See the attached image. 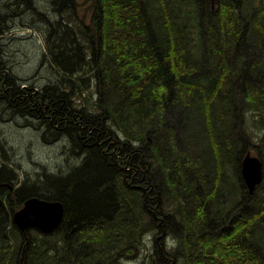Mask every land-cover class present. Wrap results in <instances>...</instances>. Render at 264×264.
I'll return each mask as SVG.
<instances>
[{
    "label": "trees",
    "instance_id": "obj_1",
    "mask_svg": "<svg viewBox=\"0 0 264 264\" xmlns=\"http://www.w3.org/2000/svg\"><path fill=\"white\" fill-rule=\"evenodd\" d=\"M90 1L89 18L75 0L40 17L58 87H21L0 54L2 109L64 146L63 167L37 177L44 192L7 188L0 159V264H114L160 226L177 245L156 264H264V0ZM247 151L263 165L251 194ZM30 197L63 203L52 233L12 223Z\"/></svg>",
    "mask_w": 264,
    "mask_h": 264
},
{
    "label": "rangeland",
    "instance_id": "obj_2",
    "mask_svg": "<svg viewBox=\"0 0 264 264\" xmlns=\"http://www.w3.org/2000/svg\"><path fill=\"white\" fill-rule=\"evenodd\" d=\"M28 1L34 6L22 15H16L17 12L13 9L18 8V6L14 4L13 0H0V22L4 29V32L0 34V54L8 69H5L6 73L18 79L17 82L21 87L32 86V89H42L47 84L58 87L62 80L60 72L52 65L48 55L42 59V55L46 53L47 39L43 34L45 25L40 17L47 14L48 16L45 17L49 20L60 19L55 9L58 8L61 0ZM75 1L78 15L89 18V14L85 13L91 9V1ZM21 5L24 6V4ZM62 21L64 20L62 19ZM84 90L79 99L86 102L85 96H90L94 91L91 81ZM75 98L78 100V96ZM87 108L89 109L90 105ZM8 111L9 109L4 111L2 105L0 106V159L7 158L5 161L9 162L10 167L8 171L12 173L10 176L15 180V186H13L9 180L10 177L5 175L3 178L7 180L4 181L6 187L10 189L12 187L13 191L15 187H20L23 183L30 181L31 185L34 186V191L44 192L46 190L41 188L42 184L37 182V177L48 172L55 173L63 167L64 154L62 152L64 146L61 147L62 139L51 141L48 140L49 137L45 140L39 130L42 127H39V122L36 119H31L30 116L26 122L25 117L18 118ZM248 118L249 120L252 119L251 116ZM47 135L49 134H45V136ZM159 196L160 201L157 197L150 195L148 203L151 217L154 218H161L163 215L164 201L162 198L164 197V190L160 192ZM159 228L160 230L156 227L152 234L144 239L146 244L142 243L140 239L137 240L136 247L129 248L131 253L124 257L121 256L114 264H156V261L163 262L160 256L157 257L158 248L161 247V244L166 248L176 247L177 241L170 232L164 236L161 231L162 227ZM178 263V261L173 260L171 264Z\"/></svg>",
    "mask_w": 264,
    "mask_h": 264
},
{
    "label": "water",
    "instance_id": "obj_3",
    "mask_svg": "<svg viewBox=\"0 0 264 264\" xmlns=\"http://www.w3.org/2000/svg\"><path fill=\"white\" fill-rule=\"evenodd\" d=\"M262 162L256 155L247 151L241 161V176L251 194L262 179ZM64 205L60 200L30 197L22 207L14 212L13 223L22 232L34 228L42 233L53 232L60 225Z\"/></svg>",
    "mask_w": 264,
    "mask_h": 264
},
{
    "label": "bare ground",
    "instance_id": "obj_4",
    "mask_svg": "<svg viewBox=\"0 0 264 264\" xmlns=\"http://www.w3.org/2000/svg\"><path fill=\"white\" fill-rule=\"evenodd\" d=\"M262 170H263V168H262ZM262 170H261V171H262ZM261 175H262V174H261Z\"/></svg>",
    "mask_w": 264,
    "mask_h": 264
},
{
    "label": "flooded vegetation",
    "instance_id": "obj_5",
    "mask_svg": "<svg viewBox=\"0 0 264 264\" xmlns=\"http://www.w3.org/2000/svg\"><path fill=\"white\" fill-rule=\"evenodd\" d=\"M12 202V201H11Z\"/></svg>",
    "mask_w": 264,
    "mask_h": 264
}]
</instances>
